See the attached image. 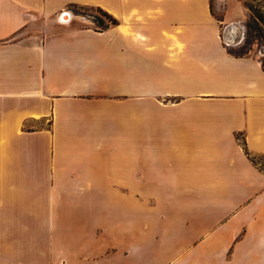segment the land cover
<instances>
[{
  "label": "crops",
  "instance_id": "1",
  "mask_svg": "<svg viewBox=\"0 0 264 264\" xmlns=\"http://www.w3.org/2000/svg\"><path fill=\"white\" fill-rule=\"evenodd\" d=\"M215 1L221 17L210 0H0V264H71L72 236L104 231L115 250L80 264H264V70L221 39L245 5ZM71 4L118 23L60 22ZM136 176L146 190L117 189Z\"/></svg>",
  "mask_w": 264,
  "mask_h": 264
},
{
  "label": "rangeland",
  "instance_id": "2",
  "mask_svg": "<svg viewBox=\"0 0 264 264\" xmlns=\"http://www.w3.org/2000/svg\"><path fill=\"white\" fill-rule=\"evenodd\" d=\"M241 1L246 8V16L243 19V21H241L244 25V29H245V33H244V40L243 42L236 46V47H228V49H230L232 52L234 53H239L240 51H242V49L245 46V41H246V36L248 35V28H247V22H250V25L252 26V18H255L258 22L260 26V29L262 31L263 27H262V22L260 20V18L262 17L263 13H264V0H239ZM211 3V7H212V12L214 13V15H216L217 17H221L222 13H223V9L224 6H222L223 2L221 1V3L216 2L215 0H210ZM70 11L72 12V15L75 16V18L78 19V22H80L81 25L83 26H90L93 28H97L99 29L95 22H94V17L95 16H100L101 14L94 9H90V8H81L79 6H70ZM102 16V15H101ZM38 24H34L31 25L29 29L24 30L21 32L22 35H33L34 32H36V29H38V27L36 26ZM257 34L256 31L250 30L249 33V43L247 44L248 47H246V49L244 50L246 54L249 55H253V56H257L258 58L264 56V43L263 40L258 37L255 36ZM249 154V153H248ZM250 159L260 168L264 171V155H260V154H249ZM159 165L157 166L156 170V177L158 178L159 182L157 185H159L162 189H164L165 185L168 186H172L174 189L177 188V186H179V182H176V179L180 178L178 177V173H177V164L175 159L170 161L168 163V161H164V158H162L160 161ZM173 176V179L175 180L173 182V184L168 183H162V181L166 180L167 178ZM141 177L136 176V182L134 184H127V183H120L117 184L118 185V190L121 191H126V190H135L138 193H141L142 191L146 190L147 185L146 183H143L142 181H140ZM162 180V181H161ZM171 179H167V182L170 181ZM161 181V182H160ZM193 185H196V183H192ZM109 186H111L112 184H108ZM107 185V186H108ZM153 185V184H152ZM113 186H115V184H113ZM166 189V188H165ZM136 202H139L142 204V202L144 201L143 198H138L135 199ZM109 202V201H108ZM151 203H153V199H151ZM99 234V232H97ZM102 236H101V240H102V245L101 246L98 242H94V238L92 237L91 239L93 240H89L87 239V244L85 245H79L80 240L78 239V237L76 236H72L73 237V241H72V246H71V259H70V263L71 264H80L79 260L81 259V257L83 256V254H93L95 251H99V248H101L102 250H107V252H110L112 250H115V246L111 245V237H110V233L109 232H102ZM99 238V237H98ZM123 238H126L125 235H123ZM100 240V238L98 239ZM83 244V242H82ZM55 264H59V263H55Z\"/></svg>",
  "mask_w": 264,
  "mask_h": 264
},
{
  "label": "trees",
  "instance_id": "3",
  "mask_svg": "<svg viewBox=\"0 0 264 264\" xmlns=\"http://www.w3.org/2000/svg\"><path fill=\"white\" fill-rule=\"evenodd\" d=\"M71 6H79L81 8H90V9H94V10H97L101 15L100 16H95L94 17V22L96 24V26L99 28V29H106L112 25H115L118 23L117 19L114 18L111 14H109L108 12H106L105 10H103L102 8L98 7V6H89V5H78V4H71ZM261 22H262V27H263V30H264V13L262 15V17L260 18ZM252 26L250 25V22H247V28H248V35L246 36V41H245V46L244 48L242 49V51H240L239 53H234L236 55H241V54H244L245 53V49L247 46V44L249 43V33H250V30H253V31H256L257 34L255 36H258L260 37L262 40H263V43H264V31H262L260 29V26L259 25V22L255 19V18H252ZM260 60V63H261V68L264 70V56L260 57L259 58Z\"/></svg>",
  "mask_w": 264,
  "mask_h": 264
},
{
  "label": "water",
  "instance_id": "4",
  "mask_svg": "<svg viewBox=\"0 0 264 264\" xmlns=\"http://www.w3.org/2000/svg\"><path fill=\"white\" fill-rule=\"evenodd\" d=\"M72 12L69 10H63L58 15L60 22H67L71 19ZM244 25L241 21H232L225 24L221 30V39L226 47H236L240 45L244 40Z\"/></svg>",
  "mask_w": 264,
  "mask_h": 264
}]
</instances>
